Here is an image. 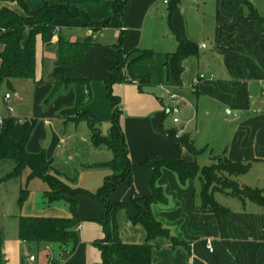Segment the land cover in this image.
Listing matches in <instances>:
<instances>
[{
  "label": "crops",
  "instance_id": "1",
  "mask_svg": "<svg viewBox=\"0 0 264 264\" xmlns=\"http://www.w3.org/2000/svg\"><path fill=\"white\" fill-rule=\"evenodd\" d=\"M24 1L31 10L44 4V0ZM121 1L106 0L101 6L84 8V12L93 23H102L113 17V6ZM164 1L130 0L123 14L122 27L115 25L95 34L86 28L83 21H77L72 26L67 20L56 21L51 45L56 49L52 58L54 66L58 57V39L61 37L69 41L63 37V32H68L70 36L80 33V40L69 42L93 38L95 44L88 49L81 63L70 68L67 76L90 82L91 101L83 111L97 119L98 129L104 136L110 134L113 117L109 91L120 100V123L133 165L142 164L153 156L196 162L195 155L180 142L169 140L163 134V130H183L184 135L194 143L188 123L178 117L182 110L188 108L184 100H187L186 92L190 90L197 98L196 110L200 105L205 112V132L214 137L209 144L218 150L215 162L224 158L251 164L247 175L231 179L240 189L259 191L264 197V23L261 25L247 20L244 8L238 2L226 10L223 0H169L168 5ZM51 3L55 5V2ZM252 3L264 21V0L260 4ZM4 8L24 15L16 3H0V11ZM159 19L165 25L163 38L166 46L155 53L148 49L151 46L148 37L152 38ZM121 28L126 29L122 48L132 54V60L143 52L154 54L153 60L140 61L129 71H124L125 75H133L139 81L146 79L150 82L142 88L129 79L112 85L110 89L106 85V81L113 77L116 46L123 34ZM29 36L30 30H27L25 39ZM181 43L197 47L198 53L184 62L182 83L178 85L169 78L166 64ZM45 48L41 36H38L35 79L26 80L32 85V96L27 99L32 102L31 108L28 111L19 110L12 105V95L5 93L0 96V120H4L5 124L13 120V141L16 143L22 141L25 125L34 123L26 146L27 153H44L51 162L54 176L72 189L86 193L75 199L80 219L76 229L79 244L63 259V252L57 247L20 239V218L71 219L72 213L65 200L48 202L47 188L41 180L30 183L27 201L20 206L21 191L27 186L28 175L24 188L20 185L17 192H9L8 185L18 177L0 185V264H102V253L94 244L105 237L100 224L105 206L88 197V194L98 193L107 179L112 178L109 163L113 160V153L106 145L94 147L87 122L66 119L65 112L77 105L76 91L73 86L56 88L49 83L54 67L45 68ZM3 50L0 45V54ZM202 63L213 68L200 73ZM201 75L206 79L195 84ZM168 94L176 98L171 100ZM7 95H10L8 102L5 99ZM9 107L14 110L13 113L8 111ZM3 110L6 112L4 115L1 114ZM170 116L173 118L168 122ZM176 118L178 124L174 123ZM6 164L0 163V171ZM152 174V171L134 172L131 181L117 185L110 202L130 203L134 191L141 199L151 196ZM36 181L38 186L31 189ZM157 187L163 190L166 203L152 205V214L180 245L173 246L166 238L153 240L150 243L153 248L151 264H264V207L217 191L214 200L227 211L217 218L201 211L200 180L181 185L175 174L163 170ZM216 195H224L231 202L219 203ZM135 216L136 211L133 210L131 214L120 211L116 216L119 239L125 245L147 243L145 229L131 222ZM208 242L212 244L213 253L207 249Z\"/></svg>",
  "mask_w": 264,
  "mask_h": 264
},
{
  "label": "trees",
  "instance_id": "2",
  "mask_svg": "<svg viewBox=\"0 0 264 264\" xmlns=\"http://www.w3.org/2000/svg\"><path fill=\"white\" fill-rule=\"evenodd\" d=\"M106 0H44L43 6L36 10H31L24 0H0V3H16L23 10L24 15H19L9 9L0 11V45L4 50L0 54V90L3 87L12 89L14 81L34 80L36 73V38L41 36L44 46H51L55 33V22L67 20L69 25H74L77 21H83L86 28L93 30V34L99 33L108 27L115 25L123 26V14L128 9L130 0H123L113 6V17L102 23H93L84 12L88 6H101ZM51 2L57 3V5ZM241 3L244 8L245 18L249 21L258 22L263 25L264 21L258 14L250 0H223L226 10H230L234 4ZM30 30V36L25 39V33ZM126 32L119 38L116 46V64L112 69L113 77L106 81L107 87L117 83H123L127 79L133 83H138L139 88L147 86L150 82L146 79L139 81L133 75H125L131 67L140 61L153 60V52H143L136 59L131 60L127 66L122 63L123 56L132 55L122 48ZM92 37L83 41L69 42L59 38L56 43L57 61L52 73L50 84L56 88L73 86L77 95V105L73 110L65 112V115L73 113L77 115L75 121H85L92 131L91 141L94 147L99 148L106 145L113 153V160L109 167L113 171L112 178L96 194H88V197L95 201H100L105 206V213L100 221L103 227L104 239L95 242L94 246L102 253V264H151L152 246L150 243L157 238L170 239L173 246L180 245L174 238H171L169 230L165 229L161 223L155 220L151 207L154 204L166 203L163 190L157 187L163 170H168L175 174L181 185H186L193 180H200L202 184L201 200L204 213H210L220 218L226 214V210L221 208L214 200V193L217 191L229 194L240 199H248L261 207H264V197L261 192L244 189L249 197H244L238 192H229L216 188L217 176L223 175L227 178H238L247 175L251 170V164L244 162H232L227 159H218L210 167L200 168L196 162L188 163L183 159L172 160L161 156H153L139 165H133L129 159V151L120 119L122 108L120 100L109 91V99L113 111L112 123L109 136H104L98 129L97 119L83 109L90 103V82L87 79L68 78L70 68L82 62L86 52L94 45ZM198 48L181 43L178 51L171 56L166 64L169 78L178 85H181V78L184 72V62L196 56ZM79 111H82L79 112ZM81 113V114H80ZM35 124L25 125L24 136L20 143L13 141L14 122L8 120L0 131V163H9L12 171L4 179H0V185L6 181L20 177L28 171L27 186L21 191L20 206L24 205L29 196L28 186L34 180H41L46 186V198L49 203L65 200L71 207V219H47V218H20L19 236L27 243L38 245H48L57 247L62 253V258H67L69 254L78 246L79 238L77 227L80 219L77 211L76 197L86 194L81 190L72 189L58 177L51 175V162L47 160L44 153L38 155L28 154L27 143L33 133ZM163 134L173 141H178L182 146L196 155L197 151L194 143L188 136L176 139V131L168 132L163 130ZM152 171L150 187L152 195L146 198H139L134 191L130 203L112 204L109 200L117 185L124 181H131L134 172ZM157 194V196H153ZM140 203H144L141 206ZM136 211V216L131 219L134 225H141L147 233V243L145 245L134 246L123 244L118 235L119 227L116 216L120 211ZM70 250V251H69ZM53 264H58L53 262Z\"/></svg>",
  "mask_w": 264,
  "mask_h": 264
},
{
  "label": "rangeland",
  "instance_id": "3",
  "mask_svg": "<svg viewBox=\"0 0 264 264\" xmlns=\"http://www.w3.org/2000/svg\"><path fill=\"white\" fill-rule=\"evenodd\" d=\"M213 1V0H212ZM254 3L260 4L261 0H251ZM55 5H57V3H55ZM21 9V8H20ZM22 10V9H21ZM22 14H24V12H22ZM88 30L93 33V30L88 28ZM165 33V25L164 22L162 20H158L157 21V25H155L154 27V34L152 36V38L148 37V41H149V45H151L148 49L149 50H153L155 53L160 52L164 49V46H166V42L164 41L163 35ZM80 34V33H78ZM76 33L74 35H69L68 32H63L62 35H64L63 37L69 41H76V40H80V36ZM54 54H56V49L53 46H46L45 48V68H50L54 67V63L52 62V58L54 56ZM207 58H210V56H207ZM132 60V56L131 55H125L123 56V60L122 63L125 64V67L127 66V64ZM213 67L210 64H201L200 67V73H206L207 71L211 70ZM18 82V83H17ZM14 87L13 89H9L6 86L2 88L1 90V94L5 95V93H10L12 95V105L16 106V108H18L19 110H24V111H28V108H31V100H27L28 98H31L32 96V89H31V83L29 81H14L13 82ZM16 84V85H15ZM21 92V93H20ZM16 95L19 96L18 100L16 99ZM178 99V97H177ZM184 100L187 102L188 104V108L184 109L181 111V113L178 115L179 119L182 122H185L186 124L188 123L187 127H188V131L189 133H191L192 138L194 140V144L197 150V154L195 155V160L196 163L198 164V166L200 168H204V167H210L213 164V161L215 162V159L218 155V150L213 147L210 143V139H213L214 137L210 136V134H208L207 132H205V121L204 119H206V115L205 112L203 111V109L201 108V106L199 105L198 110H196V95L192 94L190 90H187L186 92V96H185ZM24 101V102H23ZM168 101V100H167ZM167 101H165V104L167 103ZM176 102L179 100H175ZM175 102V103H176ZM82 113V111H79ZM80 113V114H81ZM2 115L6 114V112L3 110ZM66 119L68 121H75L77 115L70 113L68 115H65ZM173 116H170V118L168 119V122L172 121ZM192 121V123H190ZM77 122V121H75ZM179 131V130H178ZM177 132V131H176ZM184 136V133H183ZM211 145V148H208V146ZM214 150V153L211 154V150ZM11 166L9 163L5 165V168H3L0 171V178H4L6 174L10 173L11 171ZM51 173V172H50ZM28 171H25L20 178H18L17 180H14L12 182H10L9 185V192H17V190L19 189V186L22 185L24 188V182L25 179L28 175ZM51 175H53L51 173ZM216 184H214L213 186L216 188H220L223 190H229V192H238L240 195L244 196V197H249V194L244 192V189H240V187L231 179V178H227L223 175H219L217 176L216 179ZM34 185H31V189L32 188H36L39 184L38 181L33 183ZM153 196H157V194H154ZM219 203H223L226 204V202H231V199L224 196V195H216ZM141 206H144V203H140ZM134 211V210H133Z\"/></svg>",
  "mask_w": 264,
  "mask_h": 264
},
{
  "label": "built area",
  "instance_id": "4",
  "mask_svg": "<svg viewBox=\"0 0 264 264\" xmlns=\"http://www.w3.org/2000/svg\"><path fill=\"white\" fill-rule=\"evenodd\" d=\"M178 1H180V2H185L186 0H178ZM169 3H170L169 0H165V1H164V4H165V5H168ZM121 31H122V32H126V29H125V28H121ZM212 78H213V77H211L210 79H212ZM205 79H206V76L201 75V76H199V77L197 78V80L195 81V84H199L200 81H203V80H205ZM168 97H169L171 100H174V99L176 98L175 96H170L169 94H168ZM5 99H6V102H8L9 99H10V95H7V96L5 97ZM8 111H9L10 113H13V112H14V110H13L11 107L8 108ZM174 123H175V124H178V123H179V120H178L177 118L174 119ZM4 125H5V121H4V120H0V127H3ZM182 136H183V130H179V131L176 132L175 138L178 140V139H180ZM207 249L209 250L210 253H213L212 244H211L210 242L207 243Z\"/></svg>",
  "mask_w": 264,
  "mask_h": 264
},
{
  "label": "water",
  "instance_id": "5",
  "mask_svg": "<svg viewBox=\"0 0 264 264\" xmlns=\"http://www.w3.org/2000/svg\"><path fill=\"white\" fill-rule=\"evenodd\" d=\"M202 50V47L200 48ZM235 116L237 115V113L234 114Z\"/></svg>",
  "mask_w": 264,
  "mask_h": 264
}]
</instances>
